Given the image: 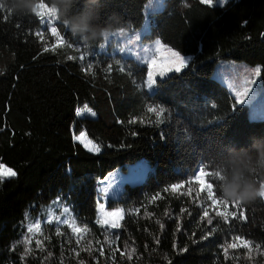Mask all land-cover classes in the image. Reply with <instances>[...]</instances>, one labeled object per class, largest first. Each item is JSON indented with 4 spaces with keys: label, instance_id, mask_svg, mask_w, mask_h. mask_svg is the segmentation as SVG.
Instances as JSON below:
<instances>
[{
    "label": "trees",
    "instance_id": "obj_1",
    "mask_svg": "<svg viewBox=\"0 0 264 264\" xmlns=\"http://www.w3.org/2000/svg\"><path fill=\"white\" fill-rule=\"evenodd\" d=\"M147 2L101 0L102 15L107 19L115 13L121 28L136 30L144 24ZM83 6L81 2L78 10ZM149 19L148 37L195 58L184 72L164 78L161 93L151 99L135 82L139 77L116 70V61L128 57L98 54L85 68L75 39L61 22L57 25L65 43L53 51L54 40L36 15L0 8V164L17 173L0 180V264H108L112 245L119 249L116 264H264V199L244 205L246 223L226 225L209 208L215 218L208 225L200 216L210 201L199 184L191 185V195L181 194L197 166L215 161L224 146L248 147L251 137L264 138V118L250 119L248 106L236 104L212 75L216 62L233 59L260 64L264 81V0H230L224 6L165 0V9ZM38 31H43V41ZM85 105L94 116L78 115ZM157 105L165 107L161 117L146 111ZM83 131L99 153L75 139ZM142 158L154 169L143 181L127 183L116 199L125 209L121 229L97 224L99 180ZM173 183L184 187L172 192ZM55 200L71 206L78 226H87L82 234L83 242L91 241L90 251L75 257L64 237L50 234L22 260L28 217ZM228 211L235 209L229 205ZM208 231L213 234L202 239ZM117 232L119 240L110 245ZM233 233L253 240V249L250 254L229 249L225 260L222 246Z\"/></svg>",
    "mask_w": 264,
    "mask_h": 264
},
{
    "label": "snow or ice",
    "instance_id": "obj_2",
    "mask_svg": "<svg viewBox=\"0 0 264 264\" xmlns=\"http://www.w3.org/2000/svg\"><path fill=\"white\" fill-rule=\"evenodd\" d=\"M230 2V0H216V3L220 5H227ZM201 4L212 6L214 4V0H200ZM104 5H102L103 7ZM2 8V6H0ZM165 9V0H149L148 7L144 10V27L141 32H136L134 29L132 30L131 35H127L124 39V42L121 46L118 47V51L121 53H124L128 59L121 61H116L117 69L121 73H126L129 76L133 77H139L140 79L135 81L138 83L139 86L143 87L147 93L149 94V99H151L153 96H157L161 93L162 88L167 83V81L164 79L165 77H168L170 73H176L180 74L184 72L185 69L189 68V63L193 61L195 58L191 55L185 56L182 55L180 51L174 50L172 47L167 46L164 44L160 39H155L153 44L145 45L141 42V36H144V39H148L147 33L149 32L150 28L152 27V22L150 21L149 17L155 15L157 12H160ZM78 10V9H77ZM10 13V12H9ZM36 16L40 19L42 24L48 25V29L50 30V33L53 37H55V44L52 45V50H55L56 45H63L65 43V36L62 35L61 31L58 30V27L56 26V23L59 21L56 18L55 10L50 6L49 2H45V0H42V2L39 5V11L36 14ZM60 22V21H59ZM63 26V30L65 32L68 31V29L61 23ZM20 25L18 24L17 27ZM36 35L41 39V41L44 40V33L43 31L36 32ZM125 33L123 29H121L119 32L113 33L112 36H124ZM110 39V38H109ZM109 39L105 40L108 41ZM119 44L120 42L117 41ZM73 45L71 43L68 44V47H72ZM101 48L105 47V44H100ZM44 52L49 51V47L46 46L43 49ZM80 59H84V56L82 55ZM134 64L135 69H133L130 65ZM107 70L110 73L113 70V65L109 64L107 66ZM142 73L146 75H141ZM187 75V73H185ZM253 78H248L247 75L243 77V88L240 90L235 91V97H236V104L244 105L247 101H255L257 100V93H264V81L260 82V85L257 88V93H254L249 99V93L252 92V85L257 84V80L255 77H259L261 75V68L256 67L254 71L252 72ZM240 81H235L234 83H239ZM232 86V84H230ZM262 100H264V96H261ZM214 107V105H213ZM235 107V105L233 106ZM146 111L148 113H155L157 117H161L165 113V107L163 106H149L147 107ZM264 118V111L254 113V118ZM132 123H135L136 121H131ZM143 122V121H141ZM83 133L80 134V136L76 137V140L83 144V146L89 151V152H100V147L97 144H94L91 140H83ZM111 147V145H109ZM209 169V170H206ZM149 171H151V166L149 165L148 161H141L135 169L131 171L130 176L128 177L129 180L135 181L137 179H142L143 176H145ZM17 176V173L13 171L11 168H8L4 166L3 164H0V180H3L4 178H14ZM110 179L112 183H115L117 179L123 180L124 178L118 177L116 173L110 174ZM187 183L189 185L186 193H181L182 195H191L192 187L191 185L193 183H203L205 190H206V197L205 199L207 201H210V204H208L203 209V213L200 216L201 222L204 220H207L208 225H212L213 219L215 217H219L220 220L226 224L231 225L232 221H239L242 223H246L248 220L246 213V209L244 205H241L238 202H229L226 200H223L220 196V194H217V190L219 187V179H218V170L216 168L215 161L209 160L208 162H202L200 165L197 166L195 171H193L190 178H188ZM183 183H173L171 185V191L177 192L179 189L183 188ZM165 191H168L166 188ZM98 192L100 194V199L98 200V218L96 220L97 224H100L102 227H105L109 230H119L122 227L121 221L124 219L125 215V209L115 207L117 201L113 200V208L112 210H106L105 209V202L108 199H112L109 187L105 186L98 189ZM197 197H199V191L197 192ZM157 197H152L153 200H155ZM58 203V201H57ZM229 205L235 211H228ZM199 206V205H198ZM222 206L223 210H219ZM209 208L215 212V217L210 216ZM63 211L65 213V216L63 219H57L58 224H66L70 229L71 232L77 237L76 244L79 246L81 245V242L84 240V236L82 233H87L89 229L85 225L84 227H80L77 225L75 218L71 216V214L68 211V208L65 206L63 208ZM182 212L187 211V209H182ZM50 222V220L46 221ZM159 223V221H157ZM161 228H163V224H161ZM28 232L29 233H39L40 235H43L41 232V224L39 221L33 222L28 226ZM213 234L212 231H208L205 235H203L202 239H208L209 236ZM56 235H62L59 228L56 229ZM194 235V233H193ZM47 239V237H45ZM119 240V233L117 232L115 235V238L111 241H109V244H115ZM230 242H227L222 246L223 254L225 257V260L229 258V249H245L250 254L253 249V240L250 238H246L245 236L241 234L233 233L229 237ZM26 244L30 245L32 243L31 239H25L24 241ZM71 243V241H68ZM158 243V241H157ZM36 246L37 248L42 247V241L37 239L36 240ZM127 249V246H125ZM255 248L257 250L260 249V244L256 243ZM91 249V241L88 240L86 242V246L82 248L84 251H90ZM118 247L116 249L112 250L113 260L115 259V252L118 251ZM32 249L30 247H26L24 251V255L21 257L23 260L25 256L30 254ZM76 256L80 255L79 251H76L73 249ZM183 251H186V249H183ZM132 252H135V248H132ZM103 250L100 249V255L102 256ZM51 255V253H49ZM121 255L123 256L124 253L121 252ZM128 260L131 261L132 255H128ZM79 264H84V261H79ZM98 264V262H97Z\"/></svg>",
    "mask_w": 264,
    "mask_h": 264
},
{
    "label": "clouds",
    "instance_id": "obj_3",
    "mask_svg": "<svg viewBox=\"0 0 264 264\" xmlns=\"http://www.w3.org/2000/svg\"><path fill=\"white\" fill-rule=\"evenodd\" d=\"M42 0H0V6L11 14L36 15ZM83 2V8L78 5ZM56 18L73 37L85 45L109 39L120 31L121 18L113 13L102 15L101 0H49ZM218 170V192L223 200L251 204L264 199V138L251 137L250 146H224L215 159ZM259 178V179H258Z\"/></svg>",
    "mask_w": 264,
    "mask_h": 264
},
{
    "label": "rangeland",
    "instance_id": "obj_4",
    "mask_svg": "<svg viewBox=\"0 0 264 264\" xmlns=\"http://www.w3.org/2000/svg\"><path fill=\"white\" fill-rule=\"evenodd\" d=\"M148 4H149V0L147 2L146 8L148 7ZM214 5L224 6V5H220V4L216 3V0H214ZM56 26L58 27V30H59V26L57 25V23H56ZM46 27L48 29V25H46ZM143 27H144V24L141 28L136 29L135 31L141 32ZM121 29H123V31L125 33L124 36H111L108 41H101L98 44H90V45H85L79 38L73 37V35L70 32L71 38L75 39V41L79 40L78 42L73 41V44L80 51V57L82 55L84 56V59H81V61L85 62V64H84L85 68L91 64L92 61L90 58L92 56H97L98 54H102V53L117 54V53H119V54L127 57L124 53H121L118 51V47L123 44L124 39L126 38L127 35H131L132 30H129L127 28H121ZM48 32H49V35L51 36V38H53L54 43H55V37H53L51 35L50 30H48ZM117 32H119V31H117ZM148 33H147V36H148ZM155 39H159V38L148 37V39H144V36L143 35L141 36V42L145 45L153 44ZM117 41H119L120 43L118 44ZM101 43L105 44L104 48L100 47ZM164 44H166V43H164ZM166 45L169 46L168 44H166ZM174 50H176V49H174ZM181 54L185 55V56L190 55V54H186V53H182V52H181ZM256 67H260L262 69V66L260 64H249L245 61H239V60H233V59H221L215 63L212 75L214 78H216L221 83H223L229 89V91L233 94V96L235 97V91L242 89L244 86L243 77L245 75H247L248 78H253L251 74ZM171 74L172 73H170L169 75H171ZM255 79L257 80V84L251 86L252 92L249 93V99H251V97L254 93H257V88L261 82V75L259 77H255ZM237 80L240 82L234 83ZM230 84H232V86H230ZM261 96H264V93H257V100H255V101L250 100V102H248V103L246 101L244 104V105L248 106V117L250 119H260L258 117L254 118V113L264 111V100L260 99ZM77 113L79 116H94L95 115L94 112L91 110V108L86 106V105L79 108ZM81 133L84 134L82 137L83 140H85V141L91 140L89 138V136L84 131L75 134V139L77 136H80ZM141 161H148V160L146 158H142V159H139L133 163L127 164L126 168L118 167L117 169L110 172L104 179L99 180L98 189L105 187V186L109 187V192H110V195L112 197V199H108L105 202V209L106 210H112L113 207L109 206V202L112 200H116V199L121 198L124 187L127 183H129V184L139 183V182L143 181L144 178L151 171H153L154 165L150 161H148L149 165L151 166V171H149L145 176H143L142 179H137L135 181L129 180L128 177L130 176L131 171L133 169H135V167ZM3 165L8 167V168H11L5 164H3ZM11 169L13 171H15L13 168H11ZM112 173H116L118 177H122L124 179L123 180L117 179L115 183H112V181L110 179V174H112ZM4 179H7V177ZM198 184H199L201 190H203L206 193L204 184L203 183H198ZM99 199H100V194H99ZM57 201H58V203H57ZM65 206L68 208V211L71 214V216L74 217L71 206L64 203V202H61L60 200H55L54 202H52L48 206L39 209L35 217H30V216L28 217V221L26 223V229H25L26 231H25L23 239H24V241H25V239H31L32 243L30 245L25 243L27 247L37 248V246H36V240L37 239H39L43 242L46 240L45 237H49L50 234L56 235V229L59 228V230L62 233V235H59V236L64 237L67 242L71 241V243H69L70 246H68L66 248L71 249L73 256L76 257L73 249H75L76 251H79L81 253L82 248H84L86 246V243L82 241L81 245L78 246L76 244L77 237L71 232V229L66 224H58L57 223L58 218L63 219L65 216V213L63 211V208ZM115 207L123 208L121 204H117V205H115ZM48 220H50V222H46ZM36 221L40 222L41 232L43 233V235H40L39 233L33 234V233L28 232V226L31 223L36 222ZM121 223H122V221H121ZM110 231H115V230H110ZM113 249H114V246L112 245L109 250L112 251ZM109 254L110 253H106V255H109ZM112 256L113 255L110 256L108 264H116V263H114Z\"/></svg>",
    "mask_w": 264,
    "mask_h": 264
}]
</instances>
